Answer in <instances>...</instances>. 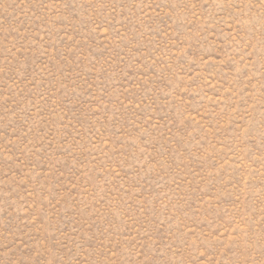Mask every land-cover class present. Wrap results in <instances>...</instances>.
<instances>
[{
  "label": "rangeland",
  "instance_id": "obj_1",
  "mask_svg": "<svg viewBox=\"0 0 264 264\" xmlns=\"http://www.w3.org/2000/svg\"><path fill=\"white\" fill-rule=\"evenodd\" d=\"M0 264H264V0H0Z\"/></svg>",
  "mask_w": 264,
  "mask_h": 264
}]
</instances>
